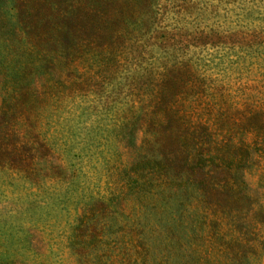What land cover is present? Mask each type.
<instances>
[{
  "label": "trees",
  "instance_id": "trees-1",
  "mask_svg": "<svg viewBox=\"0 0 264 264\" xmlns=\"http://www.w3.org/2000/svg\"><path fill=\"white\" fill-rule=\"evenodd\" d=\"M2 188L77 264H264V0H0Z\"/></svg>",
  "mask_w": 264,
  "mask_h": 264
},
{
  "label": "rangeland",
  "instance_id": "rangeland-1",
  "mask_svg": "<svg viewBox=\"0 0 264 264\" xmlns=\"http://www.w3.org/2000/svg\"><path fill=\"white\" fill-rule=\"evenodd\" d=\"M136 138L140 139V135ZM3 190L0 189V264H77L68 254L66 216L57 221L50 217L47 224L29 222L26 215L33 212L13 202L17 193Z\"/></svg>",
  "mask_w": 264,
  "mask_h": 264
}]
</instances>
